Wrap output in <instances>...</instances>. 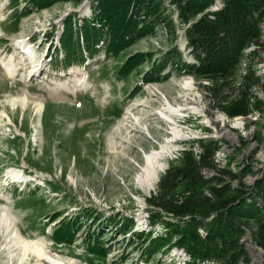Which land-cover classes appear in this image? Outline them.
<instances>
[{"label": "rangeland", "instance_id": "obj_1", "mask_svg": "<svg viewBox=\"0 0 264 264\" xmlns=\"http://www.w3.org/2000/svg\"><path fill=\"white\" fill-rule=\"evenodd\" d=\"M88 2L77 7L76 0L60 1L16 22L11 18L10 0H0V264H20L28 240L66 264L187 261L189 254L182 249L176 252L175 247L141 260L140 244L132 242L134 232L165 231L163 225L150 224L145 197L156 191L170 161L200 139H216L219 165L255 185L264 174V114L230 116L213 108L206 93L211 79L183 70L170 76L165 70L156 80L142 81L143 73L170 47L177 48L186 60L190 57L185 26L178 20L170 28L160 26L116 57L101 54L79 68H56L51 55L57 35L64 29L63 18L71 11L90 13ZM222 3L216 0L212 9ZM171 14L177 18V11ZM26 46L30 55L24 51ZM139 51H154L152 61H144L123 80L115 79L117 66ZM6 62L16 65L15 76L5 69ZM246 66L247 58L237 65V81ZM187 81L190 87H185ZM254 92L264 101L260 88L255 87ZM168 102L182 110L173 114L167 109ZM162 112L171 115L169 121ZM254 120L260 123L251 124ZM168 144L172 150L160 160L158 179L151 186L141 183L138 177L146 155ZM12 180L20 181L21 187ZM78 214L89 219L75 241L56 242L54 228ZM57 215L61 217L54 220ZM95 219L98 222L93 224ZM104 223L111 224L110 228ZM124 226L130 227L129 232H120L118 228L124 230ZM89 227L103 231L110 247L106 257L85 250L82 235ZM244 230L240 243L249 253V264H264V248L252 232L247 235L250 228L244 226ZM24 264L51 263L31 252Z\"/></svg>", "mask_w": 264, "mask_h": 264}, {"label": "trees", "instance_id": "obj_2", "mask_svg": "<svg viewBox=\"0 0 264 264\" xmlns=\"http://www.w3.org/2000/svg\"><path fill=\"white\" fill-rule=\"evenodd\" d=\"M60 1L65 0H22L20 7L19 0H10L11 18L19 22L30 12ZM76 1L80 3L77 7L84 2ZM215 2L89 0L90 13H85V9L71 11L63 19L64 29L52 63L67 69L85 66L88 60L93 61L101 54L106 58L116 57L133 43L154 34L160 26L170 28L178 20L185 26L186 48L192 60L190 57L186 60L177 48L170 47L143 73L142 81L156 80L165 70L168 76L183 70L211 79L206 93L213 108L230 116L264 114V101L254 92L258 87L264 93V75L258 74V64L264 60V0H222L221 7L212 9ZM174 10L176 19L171 14ZM153 56L154 51L128 56L115 69L114 78H127L144 61H152ZM245 58L247 66L237 81L235 69ZM218 147L216 139L191 142L170 161L156 191L145 197L150 224L163 225L165 231L160 234L145 229L134 232L132 242L140 244L141 260L157 253L164 255L177 247L190 256L185 264H240L241 259L249 264V253L240 243L244 226L251 229L255 241L264 248V174L255 185H248L239 173L219 165ZM206 171L213 174L208 176ZM234 180L238 181L237 185L233 184ZM78 215L84 217H67L54 228L56 242L75 241L85 220L89 219L87 215ZM97 222L95 219L93 224ZM109 225L104 226L110 228ZM129 228L118 229L127 233ZM93 230L92 227L83 230L82 244L87 253L104 258L110 247L102 237L103 231Z\"/></svg>", "mask_w": 264, "mask_h": 264}, {"label": "bare ground", "instance_id": "obj_3", "mask_svg": "<svg viewBox=\"0 0 264 264\" xmlns=\"http://www.w3.org/2000/svg\"><path fill=\"white\" fill-rule=\"evenodd\" d=\"M248 50H251V48ZM262 55H264V53ZM4 66H5V69L7 70V72L9 73L10 76H15V74L17 72V67L14 64V62H6L4 64ZM258 66H259L258 74L264 75V60H263V62H260L258 64ZM190 86H191V82L187 81L185 83V87H190ZM42 108H43V106L41 105L40 110ZM167 109H169V111L172 112L173 114L182 110L181 108H177V107L172 106L170 102H168ZM162 114L165 116L164 119H166V120H168V118H171V115H169V114L167 115L164 112H162ZM173 133H175V134L178 133L176 128L173 129ZM171 150H172V146L170 144H168V145L162 146L161 150H154L152 153L147 154L146 155V164L143 166V172L139 175L138 180L141 183H147L150 186L153 185L154 181L157 180L159 177V171L162 169V165L160 164V160L162 158H165V156ZM216 161L218 162V159H216ZM2 218H3V220H1V221H3L2 223L3 224L6 223L5 214L2 215ZM31 252H34L35 255L37 256V258H39L40 260L44 259L51 264H66L62 260L56 259L52 255L48 254L42 245L34 243L33 241H30V240L25 241V243H24V252L21 256L20 264H24V261L29 259Z\"/></svg>", "mask_w": 264, "mask_h": 264}, {"label": "built area", "instance_id": "obj_4", "mask_svg": "<svg viewBox=\"0 0 264 264\" xmlns=\"http://www.w3.org/2000/svg\"><path fill=\"white\" fill-rule=\"evenodd\" d=\"M250 233H251V231H250V230H248V233H247V235H250Z\"/></svg>", "mask_w": 264, "mask_h": 264}]
</instances>
